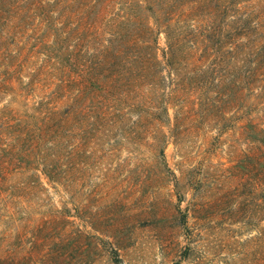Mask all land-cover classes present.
I'll return each mask as SVG.
<instances>
[{
  "label": "rangeland",
  "instance_id": "374dc122",
  "mask_svg": "<svg viewBox=\"0 0 264 264\" xmlns=\"http://www.w3.org/2000/svg\"><path fill=\"white\" fill-rule=\"evenodd\" d=\"M234 4L219 33L230 30L212 51L216 59L225 52L232 66L228 105L180 102L177 121L169 106V118L137 134L133 99L115 103L95 135L72 140L53 174L38 156L51 139L34 150L26 142L25 159L15 164L11 140L0 137V264H264L263 143L250 133L264 126V89L261 81L247 85L246 37L231 30L245 9ZM51 41L33 39L22 52L21 69L0 88V113L17 101L18 112L35 121L33 106H52V84L38 85ZM51 221L52 235L44 236L39 225Z\"/></svg>",
  "mask_w": 264,
  "mask_h": 264
},
{
  "label": "trees",
  "instance_id": "16d2710c",
  "mask_svg": "<svg viewBox=\"0 0 264 264\" xmlns=\"http://www.w3.org/2000/svg\"><path fill=\"white\" fill-rule=\"evenodd\" d=\"M234 2L245 9L231 30H243L246 37L247 85L261 81L264 89V0H0V64L8 65L12 46L16 53L12 69L0 71V88L5 89L8 75L21 69L19 59L33 39L52 37L51 61L38 74V85L52 84V106H33L35 121L18 112L17 101L9 102L14 109L4 105L0 113V137L12 142L10 162L25 159L26 142L34 150L51 139V147L38 156L55 173L58 161L67 159L72 140L95 135L104 117L115 113V103L125 104L129 98L134 100L128 106L136 113L132 132L137 134L162 122V116L169 118V106L177 121L183 112L180 102L228 105L235 86L232 66L225 52L216 59L212 51L217 38L230 30L219 33L227 5ZM19 80L16 93L23 87ZM183 91L189 95L183 97ZM255 129L250 133L259 135L264 155V126ZM262 161L264 214V157ZM13 175L17 183L20 175ZM1 178L8 181V176ZM39 229L44 236L52 235V221L42 222ZM261 234L264 239V226Z\"/></svg>",
  "mask_w": 264,
  "mask_h": 264
}]
</instances>
